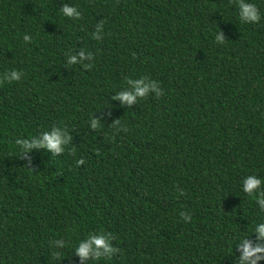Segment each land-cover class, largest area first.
<instances>
[{
	"label": "trees",
	"instance_id": "obj_1",
	"mask_svg": "<svg viewBox=\"0 0 264 264\" xmlns=\"http://www.w3.org/2000/svg\"><path fill=\"white\" fill-rule=\"evenodd\" d=\"M248 2L259 24L230 0H0V76L24 73L0 86V264H80L75 247L101 230L121 253L91 264H236L240 238L256 241L264 222L242 190L264 179V0ZM82 48L90 71L66 65ZM144 76L162 97L111 99ZM117 119L129 131L113 138ZM53 125L73 142L59 157L33 150L32 172L15 140Z\"/></svg>",
	"mask_w": 264,
	"mask_h": 264
},
{
	"label": "clouds",
	"instance_id": "obj_2",
	"mask_svg": "<svg viewBox=\"0 0 264 264\" xmlns=\"http://www.w3.org/2000/svg\"><path fill=\"white\" fill-rule=\"evenodd\" d=\"M239 9V20L242 23L247 24H259L262 16L260 9L254 3L248 2V0H230ZM61 12L63 15L73 21H79L83 19V16L77 7H69L64 4ZM104 21L97 23L93 39L101 41L103 39ZM24 41L26 44L32 43V38L28 34L24 35ZM215 40L218 44L224 43V35L220 33L216 34ZM96 57L84 48L80 49L78 54L66 53V65H80L84 70H92L94 67L93 61ZM24 73L18 70L6 71L0 76V86L5 82H19ZM127 87L122 91L114 94L111 99L119 100L123 105L131 106L136 104L140 100H146L151 94H155V97L159 99L164 95L159 82L151 79L148 76L141 77L139 79L126 78L125 81ZM90 127L92 130L97 131L102 127L100 119L93 116L90 118ZM113 131V138L119 132H128L129 129L122 125L121 119L115 120L110 126ZM73 136L70 134L67 126L60 127L53 125L50 131H44L38 136L31 138L16 139L15 145L19 149V158L26 160V165L32 172L35 170L31 167L32 159L29 155L33 150H46L51 153L53 157L61 156L65 148L72 144ZM99 155V151L96 152ZM77 166L84 165L86 161L81 158L77 160ZM243 192L251 197H254L256 204L259 207L261 213H264V179L258 178L256 175H249L243 180ZM181 195L186 193L181 190ZM180 217L185 222H191L192 216L189 213L181 212ZM254 235L256 241L251 240L249 237H242L236 247L240 252L239 258L236 260V264H260L264 261V222H260L255 225ZM114 237L110 232L106 233L103 230L96 233H91L88 237L79 242L75 247L74 255L79 257L80 264H86V262H99L101 260L111 261L117 254L121 253V249L113 246ZM50 245L59 250H63L67 245L63 239L54 240L49 242ZM54 251L51 255L54 260L62 261V251Z\"/></svg>",
	"mask_w": 264,
	"mask_h": 264
}]
</instances>
